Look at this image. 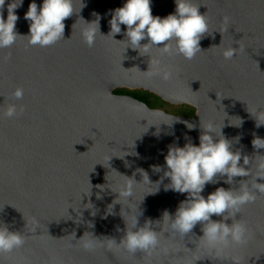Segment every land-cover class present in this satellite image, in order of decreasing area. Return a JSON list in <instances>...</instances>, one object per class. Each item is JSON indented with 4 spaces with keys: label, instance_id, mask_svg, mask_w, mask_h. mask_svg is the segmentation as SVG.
<instances>
[{
    "label": "water",
    "instance_id": "water-1",
    "mask_svg": "<svg viewBox=\"0 0 264 264\" xmlns=\"http://www.w3.org/2000/svg\"><path fill=\"white\" fill-rule=\"evenodd\" d=\"M9 2L6 0L3 9L5 20ZM31 2L24 0L16 9V31L22 36L29 34L24 14ZM35 2L39 9L43 0ZM82 3L85 6L79 12L81 0H73L76 13L64 21L65 40L41 48L29 45L26 37H18L13 46L0 49V227L25 237L23 247L0 254V264H195L197 258L196 264H233L232 258L240 264H264V194H258L254 203L235 216L249 230L247 242L230 245L219 255L200 240L203 232L199 222L186 236L169 229L161 236L160 248L150 256L115 248L109 251L104 246L86 250L77 240L90 232L119 242L125 234L121 205L114 206L115 215L102 218L118 194L105 189L100 193L102 199H97L96 186L107 183V174L109 180L117 176L109 172L111 169L129 177L135 173L139 182L142 177L136 169L142 168L156 182L163 177L168 146L178 138V146L183 147L185 135L198 146L201 127L210 122L218 131L224 120L222 132L232 141L233 151L239 150L250 159L264 155V149L254 150L251 143L254 135L264 138V125L257 128L250 114L256 115L257 109L264 111V0H192L208 23V32L200 41L202 51L186 60L182 55L151 49V58L172 73L168 80L150 74L147 55L130 48L125 51V44L110 36L98 35L92 47L84 42L81 32L86 25L79 18L91 22L96 19L93 13L100 14V32L107 35L111 10L122 7L125 0ZM175 7L174 0L151 2L153 16L161 18L173 13ZM225 17L230 19L227 31ZM121 29L114 39H127L123 35L126 26L121 25ZM232 46L242 50L225 59L223 51ZM148 64L149 72H144ZM16 88L24 89L22 100L12 99ZM117 89L144 90L172 104L192 106L195 116L169 114L133 96L117 94ZM11 103L17 105L15 118L3 115ZM172 116L195 128L189 130L183 122L171 127L162 123ZM238 118L243 121L241 126L230 125L229 119L238 124ZM150 124L159 127V136L154 135L156 126ZM122 151L135 154L112 157L106 168L109 156H122ZM153 165L161 166L162 171L154 172ZM246 167L255 174V161ZM216 179L217 183L205 186V198L218 187L237 190L240 184L251 186L252 182L251 176L234 177L231 185L224 183L226 177L218 175ZM89 182L91 196L84 194L91 187ZM169 182L164 178L157 193L145 196L139 206L142 215L138 227L148 219H161L165 210L174 215L186 199L187 194L165 191ZM257 182L264 180L257 178ZM155 187L137 185L131 204L122 201L129 209L125 212L122 207V213L126 217L138 214L137 205ZM89 202L91 209L85 206ZM211 219L220 221L223 217L213 214ZM225 222L231 224L232 218ZM153 230L161 228L154 224Z\"/></svg>",
    "mask_w": 264,
    "mask_h": 264
},
{
    "label": "clouds",
    "instance_id": "clouds-1",
    "mask_svg": "<svg viewBox=\"0 0 264 264\" xmlns=\"http://www.w3.org/2000/svg\"><path fill=\"white\" fill-rule=\"evenodd\" d=\"M23 2L24 0H11L7 3V18L5 20L3 9L6 0H0V49L13 46L18 37H26L29 45H38L41 48L65 40L64 21L76 13L73 0H43L39 9L35 0H32L28 11L24 14V19L29 22V34L22 36L16 31V23L19 19L16 9L20 8ZM151 2L152 0H125L122 7L111 10V19L108 21L110 30L107 35L100 32V14L93 13L96 19L91 22H87L83 17H80L79 19L83 20L86 25L81 35L89 47L94 45L98 35L110 36L115 41L123 42L125 51L130 48L137 51L139 55H147L150 58L149 64H151L152 69L150 74L159 75L161 79L168 80L171 78L172 73L162 70L159 60L151 58V49L156 47L163 53H175L182 55L186 60H191L202 51L200 41L204 34L208 32V23L205 15L200 14L199 6L194 5L192 0H174L175 11L163 18L153 16ZM81 5L79 12L85 6L82 0ZM224 23V30L227 31L230 25L229 17L224 18ZM121 25L126 26V30L123 32V35L127 38L126 40L114 39L116 35L122 32ZM145 39L148 42L141 44L140 42ZM241 50L240 46L238 48L232 46L225 49L222 54L225 59H232ZM149 64L148 70L144 72H149ZM23 96V88H16L12 93V99L16 101L22 100ZM20 111H23V109H20ZM250 114L255 117L257 128L264 125V111L257 109L256 115ZM3 115L8 118H15L18 115L17 105L15 103L9 104ZM177 122H183L189 130L195 128V125L187 121H180V118L176 116L169 117V122L162 123L171 127ZM229 123L232 126L239 127L243 121L239 119L238 124H233L229 119ZM150 125L156 126L154 135L159 136V127L156 124ZM224 126V120L223 126L218 131L214 123L210 122L204 127L200 125L203 131L199 135L198 146L193 144L191 138L185 135L187 142L183 147H180L177 138V142L168 146L167 154L164 157L165 170L163 171V177L156 182H152L148 172L142 168L136 169V172L142 177L139 182L134 178L135 173L133 177H129L115 169H111L109 172L114 171L117 174L116 178L109 180L107 174L105 177L107 183L96 186L99 189L97 199H102L100 193L104 192L105 189L118 194L112 203L107 205L105 215L102 218L106 219L108 215H115L113 209L116 204L121 205V209L124 207L125 212L129 211L128 207L122 204V201L127 202L128 205L131 204L137 185L143 183L148 185L149 188L155 185V190L149 191L143 196V199L137 205L138 214L133 213L126 217L120 209L119 214L125 222V234L119 242L108 236L97 237L93 233L85 232L83 236L77 239L81 241L82 247L86 250H92L97 246H104L109 251L115 248L117 250L122 249L129 254H136L139 251L150 256L160 248L161 236L165 232L168 233L169 229L171 232L186 236L198 222L202 224L201 230L203 232V235L199 237L200 240L217 255L221 254L230 245L246 243L249 238V230L244 223L236 220L235 216L241 212L244 206L254 203L258 194H264V183L257 182V178L264 180V155L257 154L250 159L248 155L242 156L239 150L233 151L232 141L223 135L222 129ZM213 133L215 136L212 135ZM235 139L237 142L239 141V137ZM251 143L254 150L264 149V138L254 135ZM123 153L122 156H109L106 161L107 167L104 164L101 165L109 168V161L112 157L123 159L126 155L135 154ZM241 159H243V164L240 163ZM253 161H255L254 175L251 167H246L250 163L252 164ZM152 170L160 172L162 168L153 165ZM218 175L226 177L224 183L229 185L233 183L234 177L251 176V186L243 183L240 184L237 190L218 187L205 198L202 195L205 186L210 183H217L216 177ZM119 177L124 178L123 182H119ZM164 178H168L170 181L164 186L165 191L171 190L187 194L186 199L179 203L174 215L165 210L161 219L156 221L148 219L142 227H138V218L142 215L140 204L147 194H155L160 190V184ZM91 189L92 185L88 192L84 194L91 196ZM85 206L89 209L93 208L91 202ZM213 214L222 216L223 219L214 221L211 219ZM92 215H95V212H92ZM229 218H232L231 224L225 222ZM154 224L159 226L161 231H154ZM163 224H166L167 228H162L161 225ZM89 227H94V225L89 224ZM117 230L120 229L117 228ZM89 234V238L85 239V236ZM24 243L25 237L21 232H11L4 225L0 227V254L19 249L23 247ZM165 252H167L166 249ZM197 260L200 259L197 258ZM231 261L233 264H240L238 259L232 258Z\"/></svg>",
    "mask_w": 264,
    "mask_h": 264
},
{
    "label": "trees",
    "instance_id": "trees-1",
    "mask_svg": "<svg viewBox=\"0 0 264 264\" xmlns=\"http://www.w3.org/2000/svg\"><path fill=\"white\" fill-rule=\"evenodd\" d=\"M115 93L133 96L147 103L150 107H155L156 102L161 101V98L158 97L157 95L144 90L117 89ZM188 110L189 111L187 113L189 117H194L195 109L193 107H189Z\"/></svg>",
    "mask_w": 264,
    "mask_h": 264
},
{
    "label": "rangeland",
    "instance_id": "rangeland-1",
    "mask_svg": "<svg viewBox=\"0 0 264 264\" xmlns=\"http://www.w3.org/2000/svg\"><path fill=\"white\" fill-rule=\"evenodd\" d=\"M189 105H175L170 102L164 101L161 99V101L156 102V106L153 108L161 109L169 114L178 115V116H189L188 115V109ZM194 108V107H193Z\"/></svg>",
    "mask_w": 264,
    "mask_h": 264
}]
</instances>
